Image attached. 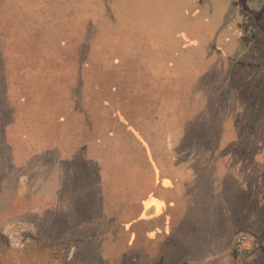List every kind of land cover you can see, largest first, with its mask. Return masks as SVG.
<instances>
[{
	"label": "rangeland",
	"instance_id": "obj_1",
	"mask_svg": "<svg viewBox=\"0 0 264 264\" xmlns=\"http://www.w3.org/2000/svg\"><path fill=\"white\" fill-rule=\"evenodd\" d=\"M0 264H264V0H0Z\"/></svg>",
	"mask_w": 264,
	"mask_h": 264
},
{
	"label": "trees",
	"instance_id": "obj_2",
	"mask_svg": "<svg viewBox=\"0 0 264 264\" xmlns=\"http://www.w3.org/2000/svg\"><path fill=\"white\" fill-rule=\"evenodd\" d=\"M2 136H0V145L4 142V143H6L5 141H4V138L2 139L1 138ZM0 161H1V163L4 165V169H6V166H7V164H8V162H9V160L7 159V157L5 156V157H2V158H0Z\"/></svg>",
	"mask_w": 264,
	"mask_h": 264
}]
</instances>
